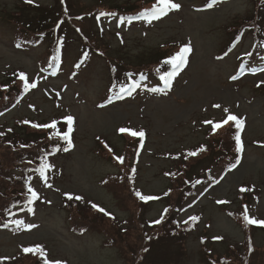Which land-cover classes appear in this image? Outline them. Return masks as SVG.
I'll use <instances>...</instances> for the list:
<instances>
[{"label":"rangeland","instance_id":"1","mask_svg":"<svg viewBox=\"0 0 264 264\" xmlns=\"http://www.w3.org/2000/svg\"><path fill=\"white\" fill-rule=\"evenodd\" d=\"M155 2L0 0V87L20 72L37 82L18 104L0 112V126H13L20 118L42 124L74 117L73 147L59 150L50 159L46 181L39 173L32 174L39 199L14 210L16 218L37 227L21 232L0 227V257H8L3 264H41L31 253L22 255L23 247L37 244L50 260L63 264H264V228L246 226L242 219L245 206L251 217L264 219V84L260 83L264 71L249 70L264 69V0H221L212 8L208 7L211 0H175L181 8L159 21L117 26L122 15L116 7L138 4L148 9ZM34 3L56 17L53 24L59 21L64 36L56 70L41 63L49 41L39 46L14 44V15ZM257 9L259 42L248 29L238 37L236 30ZM101 12L115 15L97 20ZM189 41L188 62L170 91L162 89L164 83L153 71L138 77L141 63L159 62L153 54L162 51L167 61ZM83 52L88 56L80 64ZM248 52L251 57L245 55ZM111 64L120 75L116 81ZM165 64L162 73L171 71ZM129 80L138 87L131 95L117 98L118 87L127 86ZM216 104L221 107H213ZM225 107L245 119L242 153H236L230 135L234 128L213 134L211 125L204 123L225 118ZM122 127L143 130V147L139 137L133 140L119 132ZM201 145L204 152L185 158ZM124 154L127 161L120 166L115 157ZM237 155L240 162L230 168ZM126 168L131 173L135 169L134 192L160 199L143 205L127 182L118 192L112 180L103 183ZM183 177L189 179L185 191L180 188L186 184ZM241 187L251 190L241 192ZM66 192L83 200L69 201ZM89 202L112 213L114 219ZM74 214L91 227L87 232L79 234L72 228ZM161 215L164 220L154 224ZM190 216L199 220L189 226L190 221H184Z\"/></svg>","mask_w":264,"mask_h":264},{"label":"trees","instance_id":"2","mask_svg":"<svg viewBox=\"0 0 264 264\" xmlns=\"http://www.w3.org/2000/svg\"><path fill=\"white\" fill-rule=\"evenodd\" d=\"M257 1L260 2V0ZM43 9L40 7V5L30 4L27 7H21V12H17L19 15H14V19L16 21L14 22V44L19 46L28 44L39 46L44 41H49L48 48L42 53L41 63L45 67L47 66L49 68H54L57 66V59L53 60V57L59 56L57 49L59 48L60 50L62 41L65 40L64 36L60 35V31L58 30L60 27V25L58 24L59 21H56L55 24H53V20H55L56 17L53 18V15ZM116 10L118 11V14H121L124 17H129L137 15L139 12L144 10V8L143 6L137 4L136 6L126 5V9L116 7ZM259 12L260 11L257 9V12L254 13L251 17L247 18L240 28L236 30L235 27L234 31H238L237 34L240 35L239 33L244 30L247 31L248 29L252 33H255L256 37H259ZM17 17H21V19H18ZM254 19L256 23H253ZM59 20L60 22H65V20ZM50 33L52 34V36L50 40H48V34ZM58 41L60 42L59 44ZM92 50L95 52L99 51V49L96 48H92ZM161 53L162 51L156 52L152 56L154 61L159 62L153 64V61L150 60V62L148 61V63L146 64L141 63L139 65L140 67L138 71L144 74L150 73V71H153L155 75L161 74V68L164 65L166 58L168 57L167 54ZM113 69L116 70L113 64H111L110 70L111 73H113L112 78L116 81L119 79L120 75L118 74V72L113 71ZM157 69H159V71H157ZM29 83H31V80H29ZM27 91L28 89L26 90L24 88V82L19 79V76L14 77L13 79L9 77L8 81L2 84L0 87V112L6 110L7 108H9V106L18 104ZM25 120L29 121L30 123H23ZM54 120L58 122L57 129L61 130V132L67 131V126L64 121V123H60V121H58L57 119ZM16 121L17 122L15 123V125L7 128L0 126V133L4 134L0 136V227H4L3 225L5 223H8L7 228L9 230L21 232L22 230H17L15 224L10 223V221L12 220H17V218L13 216V211L17 207L28 204L29 194L27 192V187L29 184H31L32 186V174L34 172L38 173L36 169L39 167L41 159L46 157L48 163L51 165L50 159L55 156V154L59 153V150L63 149L66 144L59 137H53L50 139L53 134V130L51 128H33L31 126L33 123L41 124L36 122L35 120L20 118ZM230 126L231 128H234L232 127V122H230L229 125L224 126L223 129L230 130ZM9 129H11V131H9ZM210 132L213 133L212 131ZM234 134L235 129L231 131L230 135L234 136ZM128 138H132L133 140L135 139L132 136H129ZM132 139L130 142L133 143ZM21 145H25V147H21ZM128 149H130L131 151L133 150L132 144L131 146L129 145ZM134 149H137L136 146L134 147ZM126 155L127 154H124L123 156L124 165L127 161ZM117 163L121 166V163ZM122 171L123 172L120 175L115 174L106 178L105 180H103V183L106 185L110 180H112L110 181L113 183L111 186L114 188V190L116 188V191L118 192V189H122L123 182H127L126 185H129L130 190L133 191L134 186L132 187L131 185L133 172H128L127 168L122 169ZM184 180H186L185 185L182 184L183 180H178V182L182 184L180 188H182L183 190L186 189L187 184L189 183V179ZM174 181L177 182V180ZM180 184L176 185L178 186ZM170 190L174 191L173 188H170ZM133 193L135 192L133 191ZM138 201V203L140 204H146L139 199ZM76 216L77 215L75 214L73 216H70L72 228H74V230L79 234L87 232L91 227L83 223L84 219L78 218ZM190 224H192L191 221L188 225L190 226ZM27 254L29 253H22V255L25 256ZM20 256L21 255H19V257ZM33 257L35 259H38L39 262L43 264V259L39 257V255H33ZM15 259L18 258L15 257Z\"/></svg>","mask_w":264,"mask_h":264},{"label":"snow or ice","instance_id":"3","mask_svg":"<svg viewBox=\"0 0 264 264\" xmlns=\"http://www.w3.org/2000/svg\"><path fill=\"white\" fill-rule=\"evenodd\" d=\"M26 2L28 3H32L33 0H26ZM221 0H211V2L208 4L209 8H212L214 6H216L218 3H220ZM181 8V5L177 2H175V0H156V2L152 5L151 8L148 9H144L141 12H139L137 15L134 16H130V17H120L118 20V24L117 26L119 27L120 25H123L125 22H127L128 24H131L133 21H137V20H142L146 23L151 24L154 21H159L160 19L166 17L170 12L174 11V10H179ZM66 11V10H65ZM115 13L112 12H101L96 19L99 20L101 17H105V16H114ZM80 17H78L79 19ZM62 23V22H61ZM59 27V25H58ZM77 31L79 32L80 29H77ZM123 42V41H122ZM60 42L58 41V44ZM17 47H19V45H17ZM57 51H59V48L57 49ZM192 48H191V43L189 41V43L184 44L180 47V50L175 53L174 55H172L167 61H165V63H167L168 65L171 66V71L161 75V80H163L165 87H171L172 85V81L173 79L180 73V71L186 66L187 62H188V57L189 54L191 53ZM246 56L251 57L252 53L248 52L245 54ZM88 56V53H83V60H86ZM58 59L57 56L53 57V60ZM83 60L81 61V63H83ZM76 67H80V64H77ZM253 74H255L257 71H264V69H249ZM113 71H115V69H113ZM157 71H159V69H157ZM241 71L243 72V66H241ZM19 79L21 81L24 82V88L27 89H35L37 87V82H31L29 83V78L27 77V75L23 72H20L18 74ZM231 79L235 80L237 79V76H232ZM260 83L264 84V80H262ZM259 86V85H258ZM114 88H116V85H113ZM138 87V85L133 82L130 86H125V85H120L118 87V90L116 92V96L117 98H121L124 94L127 95H131L132 92L134 91V89ZM155 91V89H154ZM57 95L59 96L60 94L57 93ZM213 107L219 109L221 107V105L216 104L213 105ZM224 113L226 114L225 118H223L222 120L218 121V122H213L212 120H206L204 121L205 124H209L211 125V131L213 132V134H215L217 132V130L224 128V126L229 125L230 122H232V127H234L235 129V134L234 136H232V139L235 142V149H236V153H242L244 151V143L242 141V136L241 133L242 131L245 129V119L238 117L236 114H232L230 113L228 108H224L223 109ZM66 126H67V131H63L61 132V130L57 129V121L53 120L51 123H45V124H35L33 123L31 126L33 128H51L53 130V134L52 137H59L61 140H63L66 144V146L63 148L64 151H68L71 147H73V142H72V132H73V123H74V117L71 115H68L64 118ZM23 123L28 124L30 123L29 121L25 120ZM9 131H11V129H9ZM119 132L121 133H127L132 137H139V141H140V147H143V141L145 139V132L143 130H132L129 128H125L122 127L120 129H118ZM4 135L3 133H0V136ZM21 147H25V145H21ZM105 147H108V145H105ZM108 150L111 152L112 149L110 147H108ZM206 149L203 145H201L196 151H188L186 153V157H195L198 155L199 152H204ZM115 159L123 164L124 163V157L123 156H116ZM240 162V157L239 155L236 156V161L235 163L230 165V168H235L236 165ZM52 165H50L47 161V158L44 157L41 159V163L39 165V167L36 169V171L39 173V176L41 178H44L46 181V172H48L49 170H51ZM135 172V169H133V173ZM134 178V177H133ZM217 183L219 181H216ZM197 184L200 183L199 180L196 181ZM47 187H52V185L47 184ZM251 189L246 188V187H241L240 191L241 192H247L250 191ZM27 192H28V204L31 205L32 203H34L35 201H37L39 199V194L38 192L31 186V184L28 185L27 187ZM165 195H168V193L166 192ZM64 196L69 200H76V201H82L83 197L79 196V195H73L71 193H64ZM135 196L138 197V199L140 201L143 202H149V201H154V200H158L160 199L159 196L156 195H144L142 194L139 190H135ZM48 203H51L50 201H48ZM91 203V202H89ZM217 203L223 204L226 203V201H217ZM91 207L93 209H95L98 212L103 213L105 216H109L110 218L114 219V216L112 215V213L106 211L103 207H100L99 205L95 204V203H91ZM29 211H33L31 209V207L29 208ZM168 210L165 209L164 212L166 213ZM231 215V214H230ZM242 219L243 222L246 226L248 225H255L258 227H262L264 228V219H256L254 217H251L249 215V210L248 207L245 206L244 210L242 212ZM164 220V215H161L159 219L153 221L154 224H160L162 221ZM199 220V217L197 216H190L188 220L184 221L185 224H187L189 221L192 222H196ZM10 223L15 224L17 230H31L35 227H37V225L35 224H29V223H25V221L23 220H12L10 221ZM5 228L8 227V223H5L3 225ZM214 239H221V237H215ZM249 247H251L250 243H249ZM147 249H145L146 251ZM22 252L23 253H31L34 256H36L37 254L39 255V257H41L43 259V264H63V262H61L60 260H50L48 258V255L45 251V249L43 248V246L41 245H35V246H29V247H23L22 248ZM8 257H0V264H3L4 260H7Z\"/></svg>","mask_w":264,"mask_h":264}]
</instances>
